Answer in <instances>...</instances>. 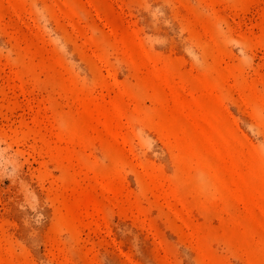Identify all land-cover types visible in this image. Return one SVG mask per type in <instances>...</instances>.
<instances>
[{"label": "rangeland", "instance_id": "rangeland-1", "mask_svg": "<svg viewBox=\"0 0 264 264\" xmlns=\"http://www.w3.org/2000/svg\"><path fill=\"white\" fill-rule=\"evenodd\" d=\"M0 264H264V0H0Z\"/></svg>", "mask_w": 264, "mask_h": 264}]
</instances>
